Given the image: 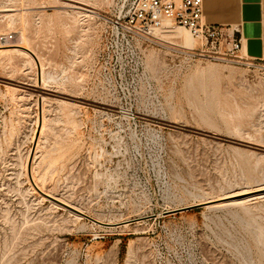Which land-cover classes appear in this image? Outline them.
I'll use <instances>...</instances> for the list:
<instances>
[{"label": "rangeland", "instance_id": "374dc122", "mask_svg": "<svg viewBox=\"0 0 264 264\" xmlns=\"http://www.w3.org/2000/svg\"><path fill=\"white\" fill-rule=\"evenodd\" d=\"M117 3L0 0V264H264V61Z\"/></svg>", "mask_w": 264, "mask_h": 264}, {"label": "built area", "instance_id": "2783aa9c", "mask_svg": "<svg viewBox=\"0 0 264 264\" xmlns=\"http://www.w3.org/2000/svg\"><path fill=\"white\" fill-rule=\"evenodd\" d=\"M117 9L118 15L112 23L118 32H149L153 28L179 25L209 41L228 29L229 49L233 52L242 50V38L235 35L239 27L214 26L204 20V0H118ZM13 38L12 33L0 35L2 42Z\"/></svg>", "mask_w": 264, "mask_h": 264}, {"label": "crops", "instance_id": "0c3cea01", "mask_svg": "<svg viewBox=\"0 0 264 264\" xmlns=\"http://www.w3.org/2000/svg\"><path fill=\"white\" fill-rule=\"evenodd\" d=\"M204 20L214 26L239 27L242 50L264 61V0H204Z\"/></svg>", "mask_w": 264, "mask_h": 264}, {"label": "bare ground", "instance_id": "6f19581e", "mask_svg": "<svg viewBox=\"0 0 264 264\" xmlns=\"http://www.w3.org/2000/svg\"><path fill=\"white\" fill-rule=\"evenodd\" d=\"M72 6H76V7H79V8H83L82 6H79V5H72ZM177 26L175 25H169V26H165L163 28H153L151 31H149V33H154L156 31H171L173 29H175ZM20 32V31H19ZM177 32V31H176ZM171 33V32H170ZM184 33V32H183ZM191 33V32H190ZM1 34H8L7 32H4V33H1ZM0 34V35H1ZM172 34V33H171ZM192 34V33H191ZM173 35V34H172ZM175 35V34H174ZM193 35V34H192ZM176 36V35H175ZM195 36V35H193ZM196 37V36H195ZM197 37H200V36H197ZM17 38V37H16ZM25 36L24 35H20L19 38L15 39L14 43H10L12 40L10 41H6V42H2L0 41V51H10V50H17V51H24L23 49H26V48H29L25 42ZM27 41V40H26ZM194 42V41H193ZM5 43V44H3ZM6 43H10V44H6ZM27 53V52H26ZM29 55V54H28ZM242 57V56H241ZM46 99V98H45ZM46 102V101H45ZM42 127V126H41ZM41 131V130H40ZM35 153V152H34ZM34 155L32 154V157H31V165H32V159H33ZM34 166V165H33ZM32 167V166H30ZM35 176V175H34ZM32 176V177H34ZM33 181H34V184L37 186V188L42 192L44 193L45 195L48 196V198L52 199L53 201L65 206V207H68L69 209H72L73 211H76L78 213H81L80 211H78L79 209L77 207H75L74 205H71L69 203H65V201H63L62 199H60L59 197L57 196H54L52 194H50L49 192H47V189H44L41 185H39L36 180L33 178ZM251 192H257V194H260V196L264 197V183L259 185L257 188L255 189H251V190H247V191H240V192H236V193H233L231 195H228V196H225V197H221V198H218V199H215V200H220V199H225V198H229V197H234V196H238V195H244V194H248V193H251ZM256 194V195H257ZM254 195H250V196H244V197H241V198H236V199H233V200H230V201H233V202H243V200H248V199H251ZM262 200V199H261ZM212 201V200H211ZM211 201H206V202H211ZM229 202V201H228ZM222 203L224 202H218L217 204H214V205H221ZM209 206H212V205H209Z\"/></svg>", "mask_w": 264, "mask_h": 264}, {"label": "water", "instance_id": "95a60500", "mask_svg": "<svg viewBox=\"0 0 264 264\" xmlns=\"http://www.w3.org/2000/svg\"><path fill=\"white\" fill-rule=\"evenodd\" d=\"M199 205H200V204H196V205L186 206V207H183V208L174 209V210L168 211V213H171V212H177V211H181V210L192 209V208H195V207H197V206H199ZM95 221L98 222V223H101V222L98 221V220H95Z\"/></svg>", "mask_w": 264, "mask_h": 264}]
</instances>
